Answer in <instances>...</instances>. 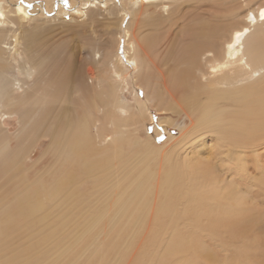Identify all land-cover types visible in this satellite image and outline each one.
Here are the masks:
<instances>
[{
	"label": "bare ground",
	"instance_id": "1",
	"mask_svg": "<svg viewBox=\"0 0 264 264\" xmlns=\"http://www.w3.org/2000/svg\"><path fill=\"white\" fill-rule=\"evenodd\" d=\"M195 1L207 6L202 8L203 12L189 13L190 8L186 6L193 2L190 0H89L83 7L58 1L56 15L70 19L76 16L86 19L89 8L101 7L109 15L116 11L122 23L130 17L126 26L121 23L118 40L112 39L102 50L91 53L97 73L86 89L82 81H75L76 72H70L66 81L50 75L44 65L45 57L35 61L34 56L41 52V47L29 41L34 40L33 35L31 38L28 33L24 38L20 36L23 22L34 13L27 11L26 6H32L33 11L40 10L41 16H48L52 8L38 1L0 0L14 6L11 13L20 24L12 23L13 27L7 29L9 14L0 4V264H33L36 262L32 255L43 253L48 258L42 264H60L67 253H72L70 250L89 238L88 234L110 212L113 216L109 230H116L120 224L118 230L123 231L133 221L136 225L133 230L142 232L136 243L132 242L133 247L147 249L144 243L152 228L149 222L166 213L176 214L172 201L176 195L182 201L198 197L211 199L213 207L219 208L217 215L226 221L239 222V218L245 217L248 207L243 190L236 185L238 181H228V176L215 169L217 162L203 155L208 146L204 139L211 138L213 149H210L216 150L221 168L226 169L225 165L231 163L233 168L245 169L253 162L261 168L264 0ZM209 4L217 9L214 5L208 7ZM152 13L170 20L166 25L167 41L149 39L139 27L144 24L138 17ZM91 21H96L95 14ZM182 32L187 37L181 41ZM122 37L124 53L137 85L152 89L146 98L139 96L133 104L121 93L128 67L120 62L118 53L117 42ZM156 44L161 47L158 55H155ZM17 45L21 49L23 46L22 52L19 53ZM15 53L19 54L14 60L16 63L12 61ZM15 71L21 73L22 79ZM152 99H156L159 111H184L190 118L188 125H180L179 134H169V142L158 146L126 136L127 117L134 126L143 125L152 116L147 104ZM14 114L20 123L13 132L15 145L10 127L5 126L6 118ZM122 116L125 122L120 119ZM161 121L173 123L170 116L162 117ZM43 137L49 143L39 159L28 167L27 160L32 158ZM128 139L141 145L134 152L135 159H131L128 170H144L138 175L133 170L137 175L133 178L129 173L126 177L113 170L128 167L125 159L123 167L119 163L126 156L124 142ZM47 155L51 156V163L36 171L31 179L29 169H37ZM65 167L69 171L63 174ZM74 169L91 176L93 192L84 194L80 192L79 182L71 184ZM148 169H166V172ZM78 198L81 203L86 200L97 206L98 212L78 225L71 236L66 218L76 213L78 207L73 202ZM52 202L53 208L58 207V214L46 211L50 210L47 204ZM82 209L85 208L82 206L79 210ZM99 237V234L93 236V242L83 243L84 247L93 246L96 251L101 247L96 243ZM88 248L86 251H92ZM85 254L75 256L73 263H78Z\"/></svg>",
	"mask_w": 264,
	"mask_h": 264
},
{
	"label": "rangeland",
	"instance_id": "2",
	"mask_svg": "<svg viewBox=\"0 0 264 264\" xmlns=\"http://www.w3.org/2000/svg\"><path fill=\"white\" fill-rule=\"evenodd\" d=\"M26 1L29 3H33L35 1L43 2L45 3V5L47 4L49 8H52L51 13L47 14L48 16H46V14H43L41 16V14L38 15L40 10L33 11L31 9L32 6H26L27 11L29 10L34 13H30L32 15V18L27 21H24L23 26H21L19 30L22 31V33L20 34L21 37L27 36L26 33L31 34L30 38L33 35L34 40L31 38V40L29 41L33 43L36 42L38 46L41 47V52H39V54L36 53L35 54L36 56H34L35 61L37 62L38 59H40L41 57H45L46 61L44 62V65H47V71L50 73V75L56 76L55 78L59 77V79L62 80L64 79V81L68 79L67 76L70 74V72L71 73L76 72L77 77L75 81L77 80L82 81L87 89L89 85V81L90 80L92 81L97 73V71L93 68L94 66L91 60V53L98 51V49L102 50L106 45L110 44V40L112 41V39L113 42L114 39L116 38H117L116 40H118L119 29L122 23L119 14L116 11H113V13L109 15L105 7H101L99 9L89 8L88 10L89 16L86 19L84 17H78V16H76L73 19H70L69 17H62L56 15L57 13L56 4L58 3V1L60 2L61 0H26ZM88 1L89 0H67V3L68 4L72 3L73 5L80 4V6L83 7L87 5ZM190 1L193 2H189V4L186 6L190 8L189 13L203 12L202 8L207 7L206 5H201L200 3H197L195 0H190ZM212 1L213 0H210V3ZM0 4L3 7H5L6 13L9 14V15L7 14L8 15L7 17L8 20L10 21V24L9 23L6 24L5 25L6 28L10 29L11 27H13V24H16L17 26L20 25L17 21L14 20L15 14L11 13V11L14 10V6L12 7L8 6L5 2H0ZM212 5L209 4L208 7H212ZM215 7L216 6L214 5V9H217ZM42 9H44L43 6ZM92 14H95L96 16L95 22L91 21ZM138 18L139 21L142 20L144 24L143 26L139 25V27L145 30L149 39H152L157 42L167 41L168 29L166 28V25L167 23H170V20L167 17L158 18V15L152 13L151 15L146 14L139 16ZM129 19L130 17L126 18V20L122 23L123 27L126 26ZM137 22L138 20H136V24ZM185 37H187V34L185 32H182L179 39L181 38L180 40L182 41L184 40ZM23 38L21 39V41L23 40ZM117 44H118V53L120 54L121 57L120 62L128 66L126 70L127 73L126 81L123 82L124 88L123 90H121L122 97L133 104L139 96L146 98L148 92L151 91L152 89L151 90L150 88L145 89L144 87H140L139 85H137L134 78V73L131 72L132 69H130V64L124 53L125 39L122 37L120 41L117 42ZM154 46L156 48L155 55H158L157 53L159 52L161 47L159 44H156ZM18 49H19V53L22 52L23 46L21 49V46L17 45V50ZM73 50L75 52L74 54H71ZM18 58H19V54L15 53L13 55L12 61L16 63V61L14 60ZM14 74L16 76L18 75L20 79H22L21 78L22 75L21 73H19V71L18 72L15 71ZM34 81L37 82L36 77H34ZM147 104L149 110L152 113V116L150 119L145 120L146 122H144L143 125L134 126V124H132L131 119L127 117L129 122L127 123L128 133L126 132V136H128V138L130 139L140 138V140L151 141L158 146L160 144L169 142L170 140V137H168L169 134H174V135L179 134L181 124H184L186 126L190 123V118L187 116V114L184 111L181 112H175L172 110L159 111L158 106L156 105V99H152L148 101ZM14 115L15 116L6 118L5 120V126L10 127L13 145L16 144L13 132H15L20 127L18 116L17 114ZM165 116L172 117L173 123L168 124L162 122L161 119L162 117ZM120 119L122 120V122H125L124 116H122V118ZM105 128L107 130V127ZM204 140H206V144L209 147L206 146L203 155H205L208 158L210 156L213 159V161L217 162L215 169H217L219 173L221 172L223 176L226 177L228 176L227 177L228 181H232V182H234V180L235 182L238 181L236 185L240 187L241 190H243L242 191L243 195L246 198V206L248 207V211L245 214L244 218H239V222L238 221L233 222V220L232 221L223 220L221 216L217 215L219 208L215 206L213 207V205L211 204L213 201L211 199L205 197H198L196 199L187 198V199H183L182 201L179 200L178 198L179 195H176L172 197V201H173V205L174 206L176 205L175 208L177 210V213L176 214L166 213L161 215L154 222L153 221L149 222V226L152 228L150 229L149 235L146 236L145 238L146 241L144 240L145 241L144 246L147 247L148 245L147 249L144 247H142L141 249L133 247L136 238L138 239V237L142 234V232H135L133 230L136 226L133 221L123 231L118 230L120 224L117 225L116 230L110 231L109 228L112 225L111 219L113 216V212H110L102 220V222L97 225V228L93 230L90 234H88L89 238L86 241H83L80 246L73 248V251L70 250V252L72 253H67L62 258V263L60 264H94V263L106 264L104 262L105 260L107 261V264H264V185H263L264 171H261L264 170L262 167L264 166V153L260 158L262 160L261 168L257 167L255 162H253L245 169H238L236 167L233 168L231 166V163L226 164L225 166L227 168L225 167L226 169H223L219 165L220 158L216 153V150L213 151L211 150L213 149L212 147H210V145H212L211 138L207 137ZM48 143H49L48 138L43 137L39 145L35 147V151L33 152L32 158L30 160L29 159L27 160L28 167L33 162L39 159V157L46 149ZM124 143L126 144L124 151V155L126 156H124L122 161H120L119 163L121 164V167H123L124 166L123 163L128 161L127 162L128 167L127 169H113V170L119 171L120 172L119 174L124 175L126 177L128 176V173L132 178L137 177V175L141 173L144 169L128 170V168L132 166V160L135 159L134 155L136 153L134 154V152L138 150V148H140L141 145L138 144L135 145V142H132L129 139L128 142L125 141ZM203 148L204 147H202V149ZM51 161H52L51 156L47 155L45 159L41 162V164L37 167V169H29V176H31V179L33 178L34 174H36V171L50 164ZM67 168L68 167H65L63 169L62 172L63 174L68 173L69 169ZM133 170L137 172L136 176ZM148 170L161 172L162 174L166 172V169H148ZM209 172L212 173L211 169ZM87 176L89 175H86L84 172L81 171V169H74L72 179L70 180L71 184L79 182L78 184H80V192L84 194L93 192L94 181L91 178V176L90 177ZM67 185L68 187H71L69 183H67ZM79 201L81 200H79L78 198L73 202L78 207L77 211L75 212L79 217L75 213L74 214L75 216L73 215L70 218L69 217L66 218V222H67V223L65 222L66 226L70 225L69 229H71V231L69 230L68 235L69 233L70 235L71 234L73 235V233H75L76 231V228H78V225H82L85 219L89 218L92 213L98 212L97 206L90 205L86 200H85L86 203L85 202L81 203ZM54 204H55L54 202H52L51 204H47L50 210H46V211L49 213L55 211V213H57L58 207L53 208ZM81 205L83 206V208H85L82 209V211L79 210L82 207ZM210 207L213 208V211L210 209ZM187 209H189L190 211ZM191 209H193L194 211L191 212L192 211ZM165 216H167V218ZM57 218L58 216L56 217V219ZM174 219L177 221L175 222ZM74 221H77V223ZM128 230L130 232H128ZM98 234L100 235V237L99 239L96 240V243L98 244L100 243L101 247H98L96 251H95V247L93 246L84 247L86 244L88 243L90 244L91 241L93 242L92 240L93 236L95 237V235ZM173 237H175V239ZM58 240L61 242V239L57 238V241ZM80 247L82 248L84 247V248L82 249ZM87 248L88 250L91 248L90 250L92 251H89L90 254L88 251H86ZM131 248L134 251H132ZM81 252L82 253L85 252L86 253L85 255H87L88 253V255L87 256L84 255L78 263H73L76 257L82 256ZM94 253L96 256L94 255ZM32 257L33 259H35L36 262L33 264H42L44 258L47 259L48 255L43 253L41 255L40 254L32 255ZM67 257L69 258L68 260ZM102 258L105 260H101Z\"/></svg>",
	"mask_w": 264,
	"mask_h": 264
},
{
	"label": "snow or ice",
	"instance_id": "3",
	"mask_svg": "<svg viewBox=\"0 0 264 264\" xmlns=\"http://www.w3.org/2000/svg\"><path fill=\"white\" fill-rule=\"evenodd\" d=\"M65 3H67V0H65ZM262 15H264V14H262Z\"/></svg>",
	"mask_w": 264,
	"mask_h": 264
}]
</instances>
